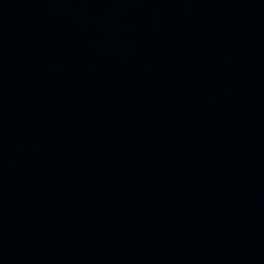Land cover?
<instances>
[{
    "label": "water",
    "instance_id": "water-1",
    "mask_svg": "<svg viewBox=\"0 0 264 264\" xmlns=\"http://www.w3.org/2000/svg\"><path fill=\"white\" fill-rule=\"evenodd\" d=\"M264 183V0H0V264Z\"/></svg>",
    "mask_w": 264,
    "mask_h": 264
}]
</instances>
